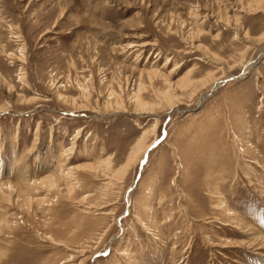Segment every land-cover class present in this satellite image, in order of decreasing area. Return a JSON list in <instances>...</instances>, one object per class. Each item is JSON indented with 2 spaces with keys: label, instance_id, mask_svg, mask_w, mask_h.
I'll list each match as a JSON object with an SVG mask.
<instances>
[{
  "label": "rangeland",
  "instance_id": "1",
  "mask_svg": "<svg viewBox=\"0 0 264 264\" xmlns=\"http://www.w3.org/2000/svg\"><path fill=\"white\" fill-rule=\"evenodd\" d=\"M0 264H264V0H0Z\"/></svg>",
  "mask_w": 264,
  "mask_h": 264
},
{
  "label": "bare ground",
  "instance_id": "2",
  "mask_svg": "<svg viewBox=\"0 0 264 264\" xmlns=\"http://www.w3.org/2000/svg\"><path fill=\"white\" fill-rule=\"evenodd\" d=\"M246 65V64H245ZM251 67H252V65L251 64H247L245 67H244V72H243V75H245L247 72H249L250 70H251ZM223 81L224 80H221V79H218V80H216L215 82H213V83H215L214 84V86H213V88L210 90V93H211V91H213L217 86H219V84L221 85L222 83H223ZM183 83V82H182ZM182 85V84H181ZM208 86V85H207ZM187 89V88H186ZM155 143V142H154ZM154 143H152V145L154 144ZM151 144L150 145H148L144 150H143V152H142V155H141V157L139 158V160L137 161V163L139 162V167H140V170H139V172L142 170V168H143V166H144V164H145V158H146V154L149 152V149L151 148V146H152ZM127 166H125V168H126ZM126 171V170H125ZM141 174V173H140ZM52 178V177H51ZM46 179V178H45ZM53 179V178H52ZM46 181V180H45ZM48 181V180H47ZM134 182V181H133ZM42 183H44V181L42 182ZM130 191H132L131 190V188L128 190V193H127V195H126V201L127 202H131V198H130Z\"/></svg>",
  "mask_w": 264,
  "mask_h": 264
},
{
  "label": "water",
  "instance_id": "3",
  "mask_svg": "<svg viewBox=\"0 0 264 264\" xmlns=\"http://www.w3.org/2000/svg\"><path fill=\"white\" fill-rule=\"evenodd\" d=\"M225 82H227L226 80L225 81H223V83H225ZM222 83V84H223ZM219 86H217L215 89H217ZM214 89V90H215ZM213 90V91H214ZM213 91H211V92H213ZM169 119V118H168ZM165 135H166V132H165V129H163L162 130V135H161V137L151 146V148L149 149V151L151 150V149H153L161 140H163L164 139V137H165ZM148 154V153H147ZM147 154H146V156H147ZM147 159V157L145 158V160ZM142 172V170L137 174V176H136V178H135V180H134V182H133V186L131 187V190H134V188H135V186H136V184H137V182H138V180H139V178H140V176H141V173ZM127 214H128V204H127V202H126V210H125V212H124V214L121 216V217H119L118 219H117V223H118V225H120V221H121V219L123 218V217H125V216H127ZM107 253H108V251H106ZM106 254V253H105ZM97 256H100V255H96V256H94V258H96Z\"/></svg>",
  "mask_w": 264,
  "mask_h": 264
}]
</instances>
